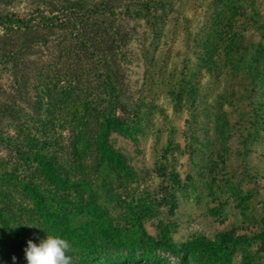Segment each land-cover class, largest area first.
Instances as JSON below:
<instances>
[{"label": "trees", "instance_id": "trees-1", "mask_svg": "<svg viewBox=\"0 0 264 264\" xmlns=\"http://www.w3.org/2000/svg\"><path fill=\"white\" fill-rule=\"evenodd\" d=\"M238 1L231 2L226 13L215 7L223 4L221 0H212L216 15L211 34L194 46L203 54L198 58L202 61L213 51L226 55L232 98L238 101L234 114L246 132L259 113L251 100L243 101L248 92L264 93V55L260 43L242 41L241 34L223 37ZM168 4L39 0L24 16L0 14V63L16 65L26 54L48 61L25 67L30 75L35 72L36 84L31 85L34 101L26 105L24 117L22 107L0 102V147L6 153L0 157V264L12 260L14 244L21 252L28 240L24 224L14 214H37L46 225L45 236L66 239L72 247L67 253L70 264H264V229L243 234L221 231L212 239L194 235L180 244L172 239L158 208L165 206L173 215L174 188L182 185L174 169L160 192L142 193L127 202L123 214H131L128 227L115 226L109 217L114 213L110 202L119 200L115 185L127 186L136 177L126 156L109 139L112 133L130 135V119L136 115L118 113V71L124 61L120 47L133 30L127 21L149 23L159 11L161 25L148 28L157 35L164 29ZM117 19L122 22L119 28L114 26ZM182 83L178 80L168 88L175 101L181 99ZM192 89L193 84L188 90ZM59 151L70 153V158H59ZM149 220L155 235L144 226ZM156 250L166 256H156Z\"/></svg>", "mask_w": 264, "mask_h": 264}, {"label": "rangeland", "instance_id": "rangeland-1", "mask_svg": "<svg viewBox=\"0 0 264 264\" xmlns=\"http://www.w3.org/2000/svg\"><path fill=\"white\" fill-rule=\"evenodd\" d=\"M165 1L169 4L165 5L163 31L157 35L148 31L151 24L161 25L159 11L149 23L128 20L127 26L133 30L120 47L124 61L118 71V113L136 115L130 119V135L112 133L109 139L126 156L136 177L127 186L115 185L119 186V200L110 202L114 213L109 217L115 226L128 227L131 214H123L127 202L142 193L160 192L166 183L163 180L174 169L182 185L174 188L173 215L167 214L165 206L158 209L177 244L194 235L212 239L221 231L243 234L264 229V93L257 89L247 93L248 100L244 98L243 103L251 100L259 113L244 132L246 126L234 114L238 101L232 98L226 55L222 50L213 51L202 61L198 58L203 54L194 46L210 36L216 8L229 13L231 2L237 0H221L223 4L216 8L212 0ZM38 5L39 0H0V14L24 16ZM236 6L223 37L227 40L233 32L241 34L242 41L260 43L264 55V0H239ZM119 24L117 19L114 26L119 28ZM29 62L48 61L26 54L16 65L0 63V102L22 107V117L28 112V102L34 101L31 85L36 84L35 72L30 75L25 68ZM181 79V99L175 101L168 88ZM192 84L194 89L189 91ZM57 155L63 160L71 156L64 151ZM1 156L6 153L0 147ZM13 216L24 224L28 239L35 240L34 234L46 235V225L37 214ZM152 223L145 221L144 226L155 235ZM12 248L16 259L8 264H24L23 251L15 244ZM155 255L165 257L166 253L156 250Z\"/></svg>", "mask_w": 264, "mask_h": 264}, {"label": "clouds", "instance_id": "clouds-1", "mask_svg": "<svg viewBox=\"0 0 264 264\" xmlns=\"http://www.w3.org/2000/svg\"><path fill=\"white\" fill-rule=\"evenodd\" d=\"M35 240H26L23 249L24 264H70L67 254L70 248L66 239L59 235L40 237L35 235ZM15 261L16 257H12Z\"/></svg>", "mask_w": 264, "mask_h": 264}]
</instances>
